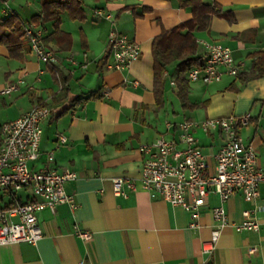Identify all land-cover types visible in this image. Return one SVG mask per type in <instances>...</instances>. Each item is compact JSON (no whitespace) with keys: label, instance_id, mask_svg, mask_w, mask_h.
I'll return each instance as SVG.
<instances>
[{"label":"crops","instance_id":"0c3cea01","mask_svg":"<svg viewBox=\"0 0 264 264\" xmlns=\"http://www.w3.org/2000/svg\"><path fill=\"white\" fill-rule=\"evenodd\" d=\"M83 1L84 19L64 13L55 28L51 21L38 24L32 18L40 12V0H0V24L14 14L22 24L41 28L42 37L49 36L47 47L57 56L55 63L46 64L38 60L27 39L20 55L0 43V88L23 81L16 91L0 95V126L33 106L58 109L76 97L99 93L74 101L62 115L45 118L39 156L28 163L30 169L48 165L76 172L75 179L64 183V190L77 206L59 204L39 211L42 237L35 244L0 245V264H264V185L256 199H245L238 191L222 203L233 222H241L243 211L250 210L249 218L259 223L258 230L225 226L214 251L204 254L202 244L214 223L210 210L220 204L217 195H207L199 227L193 230L184 208L125 184L126 196H117L112 181L114 177L138 180L142 144L163 137L182 148L177 127L182 120L198 122L246 112L250 120L239 133L244 143L256 148L257 164L264 167V76L241 81L222 73L219 80L204 83L189 81L185 74L186 88L180 92L177 62H172L163 72L165 84L158 103L152 42L162 31L190 20L189 8L179 7L176 0ZM205 1L230 10L234 21L214 16L206 29L193 30L197 54H205L204 42L220 43L231 49L239 73L249 72L253 55L264 51V0ZM111 29L140 46L139 58L126 69L108 67L111 53L99 69ZM59 133L66 136V143L57 145ZM192 134L213 169L223 133L195 127ZM18 196L26 200L29 193L21 191ZM77 231L90 232V239H82ZM251 248H255L252 253Z\"/></svg>","mask_w":264,"mask_h":264},{"label":"built area","instance_id":"2783aa9c","mask_svg":"<svg viewBox=\"0 0 264 264\" xmlns=\"http://www.w3.org/2000/svg\"><path fill=\"white\" fill-rule=\"evenodd\" d=\"M7 1V0H6ZM101 16V10L94 11ZM106 18L109 17L105 15ZM34 25H24L25 36L30 49L38 60L53 64L57 61L55 52L44 45L42 29ZM108 43L112 61L108 67L123 70L141 54L139 44L116 30L108 33ZM205 54L202 64L193 66L186 72L189 81L210 83L220 79L222 73L237 76L239 65L233 61L231 49L220 43L204 42ZM220 67L224 69L219 70ZM16 82L0 88V95L18 89ZM137 82L134 81V84ZM51 110L47 106H33L19 117L4 122L0 126V245L17 242L35 244L43 234L38 224L37 213L44 208L53 209L59 204H68L71 209L77 205L71 195L64 190V183L77 177L69 169L57 171L45 165L30 169L28 163L38 158L41 138V122ZM249 112L238 116L206 118L201 121L184 119L177 124V141L157 138L152 143L142 144L144 153L140 175L137 181L124 177H114L113 191L117 196H126L125 184L129 189H143L150 195H158L172 206H180L190 215L189 228L199 227L200 209L206 205V197L211 192L218 196L220 204L210 210L213 226L208 240L201 251L210 254L216 248L218 237L225 226L236 231H257L259 223L250 219V210H244V219L233 222L222 203L238 191L245 199H256L259 186L264 185V167L257 164V150L252 144L244 143L239 129L249 123ZM201 128L205 132L218 129L224 135V143L215 154V166L211 169L206 155L201 151L192 129ZM64 134H57V145L66 143ZM52 155H48V160ZM21 191L29 193L26 200L18 196ZM4 199H6L4 201ZM84 240L91 237L88 231H77ZM255 248L249 249L252 253Z\"/></svg>","mask_w":264,"mask_h":264},{"label":"trees","instance_id":"16d2710c","mask_svg":"<svg viewBox=\"0 0 264 264\" xmlns=\"http://www.w3.org/2000/svg\"><path fill=\"white\" fill-rule=\"evenodd\" d=\"M5 2L6 0H2ZM181 8H189L192 16L187 22L178 24L170 30L162 31L152 42L153 57V85L156 101L160 103L161 93L165 84L163 72L172 62H177V83L180 92L185 91L186 81L184 76L193 66L202 64L203 56L197 54V42L192 34L195 29H206L212 17H224L228 22H233L234 18L230 10H222V7L215 2L205 0H176ZM67 14L70 18L82 20L85 18L83 0H40V12L34 15V21L38 24L51 21L55 28L61 20L62 14ZM57 29L54 30V33ZM48 37H42L44 45L47 44ZM27 39L24 32V24L17 16L10 14L2 20L0 24V43H4L11 54L22 53V44ZM47 46V45H46ZM108 43L106 54L100 59V67L110 53ZM241 81L264 76V51L253 55L251 69L246 73H238ZM63 86V83H62ZM99 96V93L90 92L86 97H76L68 101L67 104L58 109L50 108L51 116H59L66 112L69 105L74 101L79 102L88 98Z\"/></svg>","mask_w":264,"mask_h":264}]
</instances>
